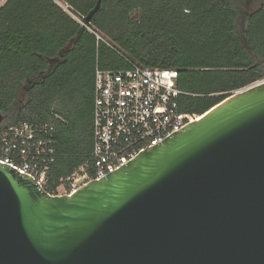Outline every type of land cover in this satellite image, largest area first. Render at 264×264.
<instances>
[{
  "label": "water",
  "instance_id": "95a60500",
  "mask_svg": "<svg viewBox=\"0 0 264 264\" xmlns=\"http://www.w3.org/2000/svg\"><path fill=\"white\" fill-rule=\"evenodd\" d=\"M0 264H264V80L71 195L0 163Z\"/></svg>",
  "mask_w": 264,
  "mask_h": 264
},
{
  "label": "trees",
  "instance_id": "16d2710c",
  "mask_svg": "<svg viewBox=\"0 0 264 264\" xmlns=\"http://www.w3.org/2000/svg\"><path fill=\"white\" fill-rule=\"evenodd\" d=\"M131 64L175 70L187 94L180 111L204 115L264 80V0H6L0 7V112L6 124L55 126L58 176L91 153L95 68Z\"/></svg>",
  "mask_w": 264,
  "mask_h": 264
},
{
  "label": "built area",
  "instance_id": "2783aa9c",
  "mask_svg": "<svg viewBox=\"0 0 264 264\" xmlns=\"http://www.w3.org/2000/svg\"><path fill=\"white\" fill-rule=\"evenodd\" d=\"M6 0H0V7ZM71 17L97 41L101 34L76 15ZM185 94L177 72L131 64L122 70L95 68L92 149L69 174L56 175V130L47 122H0V163L31 178L49 196L71 195L120 168L203 115L180 111Z\"/></svg>",
  "mask_w": 264,
  "mask_h": 264
},
{
  "label": "rangeland",
  "instance_id": "374dc122",
  "mask_svg": "<svg viewBox=\"0 0 264 264\" xmlns=\"http://www.w3.org/2000/svg\"><path fill=\"white\" fill-rule=\"evenodd\" d=\"M259 3H260V2H256V3H255V2H252L251 4H252L254 7H256V6L259 5ZM63 6H64V5H63ZM64 7H65V9H66V6H64ZM71 15H72V14H71Z\"/></svg>",
  "mask_w": 264,
  "mask_h": 264
},
{
  "label": "crops",
  "instance_id": "0c3cea01",
  "mask_svg": "<svg viewBox=\"0 0 264 264\" xmlns=\"http://www.w3.org/2000/svg\"><path fill=\"white\" fill-rule=\"evenodd\" d=\"M60 7H62L64 10H66L65 9V7L61 4V3H57Z\"/></svg>",
  "mask_w": 264,
  "mask_h": 264
},
{
  "label": "flooded vegetation",
  "instance_id": "af4514ba",
  "mask_svg": "<svg viewBox=\"0 0 264 264\" xmlns=\"http://www.w3.org/2000/svg\"><path fill=\"white\" fill-rule=\"evenodd\" d=\"M49 64H52V62H51V61H49Z\"/></svg>",
  "mask_w": 264,
  "mask_h": 264
}]
</instances>
